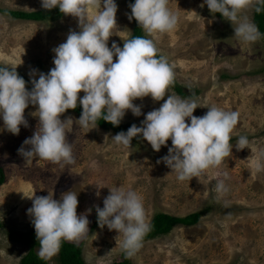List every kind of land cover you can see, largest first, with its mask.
<instances>
[{
  "label": "rangeland",
  "instance_id": "374dc122",
  "mask_svg": "<svg viewBox=\"0 0 264 264\" xmlns=\"http://www.w3.org/2000/svg\"><path fill=\"white\" fill-rule=\"evenodd\" d=\"M115 3L117 26L108 46L116 42L122 48L133 31V19L128 18L131 0ZM168 7L178 14L176 29L155 36L145 33L154 40L159 54L167 58L175 80L185 90L182 95L171 85L164 100L169 94L195 100L199 107L193 115L197 117L211 106L239 112V123L230 141L232 154L219 168L181 182L165 163H157L168 155L171 139L159 152L143 138L124 147L112 140L116 135L112 130L97 124L83 129L75 122L80 116L66 111L60 118L73 119L66 138L72 145L75 163L55 164L39 158L24 161L17 150L37 130L38 105L30 103L25 109L28 126L21 125L18 135L8 132L0 117V165L6 176L0 185V264H19L28 251L8 233L10 229L35 230L27 212L33 202L28 197L50 193L59 200L70 190L77 193V214H86L89 220V233L78 242L83 244L86 264L122 260L125 252L117 244L118 233L95 225L94 206L103 208L109 188L117 187L134 190L142 197L148 223L159 212L174 216L202 212L196 224L176 225L169 233L142 242L140 250L129 258L132 264H264V171L254 170L255 157L264 149V35L255 43L239 40L234 36L235 25L210 12L204 0H193L188 5L186 0H169ZM255 7L254 3L243 13L254 24ZM2 8L43 9L41 0H0ZM80 30L78 18L63 13L54 20L34 21L0 11V65L16 66V71L30 81L35 70L34 78L38 80L39 73L47 74L55 66L53 49L66 42L70 31ZM116 59L114 56L113 62ZM84 95L83 91L78 94V103ZM164 100L137 98L133 103L141 107L142 115L127 110L122 121L142 126L146 114L159 109ZM186 123L190 124L189 118ZM240 136L248 138L252 151H237ZM223 173L228 174V192L221 195L215 185ZM96 184L106 186L99 190V197L95 194ZM48 261L59 264L58 253Z\"/></svg>",
  "mask_w": 264,
  "mask_h": 264
},
{
  "label": "clouds",
  "instance_id": "9594fccd",
  "mask_svg": "<svg viewBox=\"0 0 264 264\" xmlns=\"http://www.w3.org/2000/svg\"><path fill=\"white\" fill-rule=\"evenodd\" d=\"M210 12L220 13L234 27V36L245 43H255L261 33L257 26L243 13L264 0H204ZM169 0H135L130 4L133 18L148 36L165 34L176 29L179 17L169 7ZM204 5L202 4L201 7ZM45 10L59 8L64 15L78 18L80 31H70L66 42L54 48V68L47 74L35 70L31 75V91L19 76L16 66H0V117L6 130L18 135L20 126H28L25 109L31 103L38 105L39 124L32 137L25 139L17 150L24 161L34 158L64 165L75 163L72 145L66 138V130L73 125L71 117L61 120L69 109H76L78 94L82 113L78 125L83 129L95 128L103 119L118 126L126 111L142 115L141 107L133 103L137 98L151 96L154 101L164 100L174 83L175 73L167 58L160 55L153 39L143 36L124 40L123 47L110 36L116 29L118 6L115 0H41ZM257 12L261 7L256 6ZM114 56L117 58L113 62ZM195 100L182 99L172 94L159 107L148 112L141 122L133 124L127 132L112 137L117 145L130 147L134 137L142 136L156 152L171 139L168 155L163 162L179 181L199 178L205 171L219 168L225 158L232 154L230 141L239 123L237 111H226L216 106L207 107L201 117L193 115L198 108ZM190 119V124L186 123ZM101 128V127H100ZM30 145V148L25 146ZM237 151L250 148V141L240 136ZM252 151V149H251ZM254 170L264 171V149L255 157ZM221 174L217 173L219 177ZM217 179L215 191L221 195L228 192L225 181L228 174ZM101 184H96V196H100ZM103 200V208L95 205L97 223L103 228L115 230L117 244L126 256L133 257L142 247L144 236L150 229L142 197L134 190L109 188ZM34 196L32 207L27 210L33 218L36 239L39 242L38 257L50 260L60 250L62 241L79 242L89 233L86 214H77V193H62L59 200L52 194ZM88 214L91 209L87 210ZM122 237V240H121Z\"/></svg>",
  "mask_w": 264,
  "mask_h": 264
},
{
  "label": "trees",
  "instance_id": "16d2710c",
  "mask_svg": "<svg viewBox=\"0 0 264 264\" xmlns=\"http://www.w3.org/2000/svg\"><path fill=\"white\" fill-rule=\"evenodd\" d=\"M135 0H131V4H134ZM261 7V11L257 12L254 11V22L259 29L260 33L264 35V5H256ZM0 11L6 15L12 16L14 18L25 19V20H34V21H43V20H54L56 17L61 16L62 13L60 12L59 8H53L51 10L39 9L33 11H25V10H14V9H6L2 8ZM217 16H220V13H216ZM133 31L129 39L134 38L136 36H143L148 38L143 31V29L139 26L138 22L133 18ZM161 54L158 52V57ZM3 66V65H0ZM19 76L23 77L26 81V88L27 90L31 91L33 85L29 78L22 75L21 73L17 72ZM172 86L178 91L180 94L184 95L185 90L182 86H180L176 80ZM83 109L82 106L77 103L76 109H69L67 112H74L77 113L78 116L81 115ZM136 123L133 122H123L118 126H113L111 123L104 121L102 118L97 121V125L106 130H112L116 134L119 132H127V130ZM138 127L139 125L136 124ZM142 136L134 137L132 141L139 142ZM5 171L3 167L0 165V185L5 182ZM202 212H193L189 213L185 216H174L165 212L157 213L151 222L149 223L150 229L147 234L143 238V242L153 239L158 235L167 234L169 233L174 226L176 225H193L196 224ZM97 224V218L95 225ZM9 237L14 240L25 244L28 247L27 253L20 259L19 264H49V261L41 260L37 255V247H40L39 242L36 239L35 230L30 231H22L18 229H10L8 230ZM82 243L76 242H67L62 241L60 250L58 252V260L59 264H86L83 255H82ZM123 259L113 261L110 264H132L129 257L126 254H122Z\"/></svg>",
  "mask_w": 264,
  "mask_h": 264
},
{
  "label": "crops",
  "instance_id": "0c3cea01",
  "mask_svg": "<svg viewBox=\"0 0 264 264\" xmlns=\"http://www.w3.org/2000/svg\"><path fill=\"white\" fill-rule=\"evenodd\" d=\"M193 0H186V4L188 5L189 4H192Z\"/></svg>",
  "mask_w": 264,
  "mask_h": 264
}]
</instances>
